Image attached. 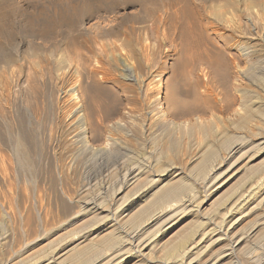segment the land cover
Here are the masks:
<instances>
[{
    "label": "rangeland",
    "instance_id": "1",
    "mask_svg": "<svg viewBox=\"0 0 264 264\" xmlns=\"http://www.w3.org/2000/svg\"><path fill=\"white\" fill-rule=\"evenodd\" d=\"M187 1L193 14L196 10L195 17L198 18L196 22L200 24L196 23L197 27L193 28L198 45L185 44L190 38L189 35L184 38L185 43L179 38L171 44L172 40L168 42L169 44L163 42L166 46L163 44L162 55L157 57V61L162 64L142 60L141 66L138 65L140 67L136 70L138 83L142 84V89L146 91H143L144 95L138 96L135 94L139 92L138 86L134 85L137 88L130 91L127 87L133 84L127 83L123 77L124 72L115 68L117 82L98 79L99 90L91 93L92 80L89 72L96 65L97 67L107 65L106 62L111 61L112 55L117 62L121 51L132 56L130 52L133 50L132 57H135L140 43H143L142 35L147 32L149 26L143 21L148 19L147 17L150 18L149 15H158L159 9H161L159 15H162L163 10L168 8L169 0H0V89L2 75H6L5 72L11 82L21 79L25 82L23 91L21 88H15L16 90L9 95L0 93V264H42L50 256L49 253L60 251V254H64L75 246L77 250L74 252L77 251L82 257L78 261L76 255L70 254L75 258L73 260L68 256L65 260L67 264L83 262L85 264L86 261L89 264H264V13L257 10L253 12L251 22L241 29L232 23H226L227 25L220 23L222 31L217 35L214 33L215 28L212 27L213 24L216 25V15L219 13L217 11L228 2L234 1L233 3L241 10L252 1L261 5L264 4V0ZM221 11L225 12L227 9ZM237 12L228 14V19L238 20L241 16ZM222 32L226 37L222 36ZM150 39L149 42L153 45V37ZM200 46L205 48L203 50H206V53L200 51ZM165 49L167 57L163 55ZM199 51L205 56L204 59L211 58L210 61L214 62L212 68L216 70L206 69L197 61H193L196 53L200 54ZM96 53L100 54L97 58ZM177 57L185 62H178V59L176 62ZM95 59L101 65L93 62ZM174 66L177 68L174 69ZM179 70L183 75H180ZM212 70L214 74L211 73ZM30 77L32 81L29 80ZM24 78H27L29 83ZM207 81H210L218 91L221 90L220 86L228 85L231 89L234 102L228 104L230 109L226 113L220 112L219 109L213 112L220 121L218 122L220 128L225 125L226 130L230 131L232 139L228 143L216 141L213 135L208 136V139L204 138L199 128L194 136H185L190 123L194 120L196 124L200 116L207 126H212L213 123H209L212 112L189 118L181 116L174 120L171 116L165 115L168 112L165 108L164 115L162 112L156 113L158 112L156 109L163 106L159 100L165 96V92L171 98L169 105L175 108L181 101H194L187 96H184L185 98L181 96L187 92L186 86L190 92V87L198 83L202 88ZM167 84H170L172 89L175 85L176 89L182 85L185 90L184 87L181 88V92L180 89H174L175 94L168 86L166 89L172 91L169 94V90L165 89ZM26 85H31L32 91L29 87L27 90ZM33 85L35 87L39 85L40 88ZM33 91L37 92L33 94ZM244 92L248 94L246 99L241 96ZM177 93L181 95L178 96ZM249 99L253 101V105L260 108L256 109L252 120H249L241 131L238 130V126L241 117L244 116L243 107ZM214 105L217 106L215 101ZM136 109L141 110L136 112L138 111ZM29 112L32 113V118L29 117ZM139 114L142 116L144 114L145 120ZM190 120L191 122L187 124L186 122ZM139 125H145L144 127H149V130L144 133L141 131L143 126L139 129ZM232 125L237 126L233 128ZM173 126L176 131L180 129L184 132L183 136L175 137L181 140L176 139L178 143L174 138L165 135L167 128L171 130ZM86 130L90 131L89 135L92 137L90 143L95 141L94 145L105 150L95 147L96 150L90 148L86 151L82 148L79 141ZM94 131L101 133L102 137ZM210 133L212 134L211 131ZM136 134L140 139L135 137ZM16 140L25 143L27 151L18 149ZM206 148L213 149L215 153L207 164L199 166V162L204 158L203 152L207 151ZM18 151H22L24 157ZM238 168L241 171L229 180L228 177ZM130 173L136 176L135 180L130 181ZM168 173L172 176L163 177L167 181L158 182L160 185L156 190L159 191L165 185L169 186L171 183L174 185L176 182L178 184L175 183L174 186L177 187L175 193L177 197L173 194L175 196L172 195L157 203L158 207L152 205L153 209L151 207L149 209L154 213L148 209L144 210L147 213H140L148 201L144 199L131 208L128 215L131 217L132 214L134 217H128L127 224L124 223L125 220L120 221L123 224L118 220L119 224L116 223L114 219L119 213L116 209L122 206L123 209L129 207L131 197L134 198L140 191L149 188L162 174ZM134 184L137 185L136 188L132 187ZM132 189H136L137 194ZM128 199L131 201L128 202ZM151 216L156 218V221L152 223L153 225L146 226ZM222 217L227 220L222 221ZM143 219L147 223L145 221L143 223ZM209 219L217 224L220 234L227 233L225 238L218 234L219 236H214L208 242L209 247L201 251L190 250L193 241L205 230L204 225L207 226ZM113 227H116V231L112 230ZM207 227L210 229L214 226L209 224ZM111 230L115 237L112 236ZM108 232L110 235L106 234ZM130 234L133 238L144 237V240L146 239L144 243L149 246L138 248L137 241L131 242ZM236 236H242L245 238L244 242L247 240L248 242H243L238 247L235 245ZM228 247L235 250L232 255L225 256L226 253H230ZM82 253H86V256ZM192 259L193 263L190 261Z\"/></svg>",
    "mask_w": 264,
    "mask_h": 264
},
{
    "label": "bare ground",
    "instance_id": "2",
    "mask_svg": "<svg viewBox=\"0 0 264 264\" xmlns=\"http://www.w3.org/2000/svg\"><path fill=\"white\" fill-rule=\"evenodd\" d=\"M183 1V3H181ZM236 1V0H235ZM240 1V0H239ZM198 2H199V0H198ZM234 1H231V2H228V4H226L225 6H221L220 8H219V10L217 11V12H219L217 15H216V25L215 26H213L212 25V27H214L215 28V31H214V33L215 34H217V33H220L222 30H220V29H222L221 27H219L220 25V23H222V25H224L223 23H225V25H227V24H230V23H232L235 27H237V28H242L243 26H248V23L249 22H251V20H252V17H254V13L256 12V10L257 11H261V12H263L264 13V4H261V5H258V3H256V2H253L252 1V3L250 4V5H248V6H246V7H244V8H242L241 10H239V7H237L236 5H235V3H233ZM237 3V2H236ZM190 5V3H189V1H187V0H169V5H168V8L167 9H165V10H163V14L162 15H159L160 14V11H161V9H159L160 11H159V14L158 15H154V16H151V15H149L150 16V18L149 17H147L148 19H146L145 21H143L144 22V24L146 23V25H147V23H148V28H147V32L146 33H144L143 35H142V38H141V41L143 42L142 44L140 43V47L138 48L139 49V51L137 52V54H136V52H135V57L137 58H135V57H132L133 56V50L130 52L131 54H132V56H130L128 53L127 54H125L124 53V51H123V53H122V51L121 52H119V57H118V61L116 62L115 61V56L114 55H112L111 53V55H112V57H111V61H108V62H106V64L107 65H102V66H99V65H101V64H99V62H97V59H95V61H93V62H96V64H99L98 66L99 67H97V65H96V67H94L90 72H89V74L91 75V80H92V85H91V93H95L97 90H99V80L98 79H102L103 81H106V82H117V76H116V74H115V72H114V68L115 69H120L119 71H121V72H124V75H123V77H124V79H126V81H128L127 83H131V84H133V85H131L130 87H127L128 89H130V91H132L131 89H133L134 91H135V87L136 86H138V88H139V92H135V94L136 95H142L143 94V91H145V90H143L142 89V84H140V83H138V75H137V73H136V70L138 69V65H140L141 66V61L143 60L144 62H146V61H151V62H155V63H157L158 65L159 64H162V63H159V61H157V57H160V54L162 53L161 52V50L163 49V47H164V45H165V43H163V42H169L170 40H172V42H170V44L171 43H173L175 40H177L178 38L182 41V42H184L185 43V40H184V38L187 36V35H189L190 36V38L186 41L187 43H185V44H189V45H192V46H196V45H198L197 43H196V39H195V35H194V30H193V28L195 29V27H197V24L196 23H198V22H196V19H198V18H196L195 17V11H194V14H193V12L189 9V6ZM191 5H192V2H191ZM220 5V4H219ZM247 5V4H246ZM156 6V5H155ZM192 7V6H191ZM194 7V6H193ZM217 7V6H216ZM219 7V6H218ZM200 8V7H199ZM227 9V11H225V12H223V11H221V10H223V9ZM193 9H195V8H193ZM216 9V8H215ZM218 9V8H217ZM216 9V10H217ZM158 10V9H157ZM199 11H201V10H199ZM215 11V10H214ZM235 11V12H234ZM238 11V12H237ZM154 12V11H153ZM156 12H158V11H156ZM156 12H155V14H156ZM216 12V11H215ZM239 13V15L241 16V17H239V19L238 20H236V21H233V18L232 19H228V14H231V13ZM254 12V13H253ZM149 13V12H148ZM197 13V12H196ZM145 14H146V12H145ZM198 14V13H197ZM196 14V15H197ZM200 14V13H199ZM203 14V13H202ZM147 15V14H146ZM209 15V14H208ZM198 16V15H197ZM200 16H201V14H200ZM203 16V15H202ZM233 16V15H232ZM199 17V16H198ZM209 18V17H208ZM211 18H213V17H211ZM145 19V18H144ZM204 20H205V18H203ZM202 19V20H203ZM207 19V18H206ZM213 19V21H215ZM142 20V19H141ZM212 20V19H211ZM200 22H202V21H200ZM242 22H243V25H242ZM203 23V22H202ZM201 23V24H202ZM215 23V22H214ZM227 23V24H226ZM199 24V23H198ZM204 24V23H203ZM205 24H206V22H205ZM204 24V25H205ZM211 24H212V22H211ZM200 25V24H199ZM234 26H233V28H234ZM207 27V26H206ZM209 28H211L210 26H209ZM207 29V28H206ZM143 30V29H142ZM146 30V29H145ZM198 30H200L199 28H198ZM201 30H202V28H201ZM210 30H212V29H210ZM144 31V30H143ZM197 31V30H196ZM213 32V31H212ZM223 33V32H222ZM198 34V33H197ZM218 35V34H217ZM201 36H203L202 34H201ZM222 36H225V33H223V35ZM153 37V39H154V42H153V45H152V43L150 44V38H152ZM226 37V36H225ZM201 38V37H200ZM199 38V39H200ZM96 39V38H95ZM174 39V40H173ZM203 39V38H202ZM150 41V42H149ZM180 41V42H181ZM199 41V40H198ZM200 41H201V39H200ZM128 42V41H127ZM96 43H98V42H96ZM95 43V44H96ZM177 44H178V42H176ZM200 43V42H199ZM132 44V43H131ZM164 44V45H163ZM169 44V43H168ZM94 45V44H93ZM98 45V44H97ZM128 45V44H127ZM172 45H174V44H172ZM179 45V44H178ZM114 46V45H113ZM130 46V45H129ZM166 46V45H165ZM203 46V45H202ZM202 46H200L199 48H201L200 49V51L202 50V52L204 53V51H205V53H206V50H203V49H205V48H203ZM95 47H96V45H95ZM95 47H94V49H95ZM134 47V46H133ZM176 47H177V45H176ZM180 47V46H179ZM183 47V46H182ZM113 48V47H112ZM132 48V47H131ZM178 48V47H177ZM176 48V49H177ZM199 48H198V50H199ZM97 49H99V48H97ZM100 49H102V48H100ZM99 49V50H100ZM170 49V48H169ZM180 50H182L183 48H179ZM189 49H191V48H189ZM104 50V49H103ZM116 50H117V48H116ZM119 50V49H118ZM124 50V49H123ZM164 50V49H163ZM196 50V49H195ZM195 50H193V51H195ZM232 50V49H231ZM247 50V49H246ZM109 51V50H108ZM120 51V50H119ZM126 51V50H125ZM183 51V50H182ZM186 51V50H185ZM200 51H199V53H200ZM98 52V51H97ZM100 52V51H99ZM101 52H102V50H101ZM111 52V51H110ZM118 52V51H117ZM169 52V51H168ZM181 52V51H180ZM189 52V51H188ZM201 52V53H202ZM94 53H95V51H94ZM195 53V52H194ZM193 53V54H194ZM201 53L200 54H197L196 53V56H195V58L193 59V61H197L198 62V64L200 63L201 64V66L203 67V66H205V68L206 69H213V70H216V69H214V68H212V66H213V63H212V61H210V59H208V60H206V59H204V57L201 55ZM239 53V52H238ZM170 54V53H169ZM183 54V53H182ZM102 55V54H101ZM106 55V54H105ZM108 55V54H107ZM162 55V54H161ZM163 55H165V57H167V49H165V51H164V54ZM187 55H189V54H187ZM186 55V56H187ZM190 55H191V53H190ZM190 55H189V58H190ZM208 55V54H207ZM100 56V54L99 53H96V58L97 57H99ZM183 56V55H182ZM193 56V55H192ZM140 57V58H139ZM151 57H152V59H151ZM179 57V56H178ZM178 57L176 58V62H177V59H178ZM180 57H181V55H180ZM179 57V58H180ZM207 57H209V56H207ZM223 57V56H222ZM110 58V57H109ZM108 58V59H109ZM162 58H164V56L162 57ZM182 58V57H181ZM184 58V57H183ZM219 58H221V57H219ZM240 58V57H239ZM103 59V58H102ZM129 59H131L130 60V62H129ZM133 59H135V61H133ZM161 59V58H160ZM159 59V60H160ZM191 59H192V57H191ZM100 60V59H99ZM105 60V59H104ZM181 60V59H180ZM179 59H178V62H181V63H183V61L181 60L180 61ZM220 60V59H219ZM106 61V60H105ZM115 61V62H114ZM161 61H163L162 59H161ZM192 61V62H193ZM223 61V60H222ZM41 62V61H40ZM102 62V61H101ZM111 62V63H110ZM185 62V61H184ZM238 62V61H237ZM143 63V62H142ZM187 63V62H186ZM112 64V65H111ZM218 64H220V62L218 63ZM8 65V64H7ZM38 65H39V63H38ZM145 65V64H144ZM156 65V64H155ZM175 66H176V64H174ZM192 65V64H191ZM235 65V64H234ZM237 65V64H236ZM40 66V65H39ZM46 66V65H45ZM146 66V65H145ZM151 66V65H150ZM149 66V67H150ZM153 66V65H152ZM174 66V69L175 68H177V67H175ZM180 66V65H179ZM184 67H185V65H183ZM160 68H162L161 66H159ZM189 67V66H188ZM2 68H5V67H2ZM40 68L42 69V67L40 66ZM44 68V67H43ZM73 68V67H72ZM140 68V67H139ZM151 69V68H150ZM155 69H158V67L156 68L155 67ZM196 69V68H195ZM3 70V69H2ZM160 70V69H159ZM186 70H187V68H186ZM186 70H185V72H186ZM189 70V69H188ZM187 70V71H188ZM190 70H191V68H190ZM200 70V69H199ZM202 70V69H201ZM212 70V74H214V71ZM40 71V70H39ZM38 71V72H39ZM69 71V70H68ZM154 71V70H153ZM152 71V72H153ZM158 71V70H157ZM180 71V70H179ZM206 71H209V70H206ZM2 72H4V71H2ZM70 72V71H69ZM68 72V73H69ZM139 72V71H138ZM172 72H174V71H172ZM178 72V71H177ZM176 71H175V73H177ZM40 73V72H39ZM165 73V72H164ZM179 73V72H178ZM180 73H181V71H180ZM206 73V72H205ZM209 72H207V74H208ZM3 74V73H2ZM4 74H6V75H2V79H1V92L0 93H3L4 95H9L11 92L13 93V91H14V89L15 88H21L22 89V87H23V84L25 83L22 79L21 80H16L15 82H11V79L7 76V73L5 72ZM35 74V73H34ZM58 74H60V73H58ZM71 74V73H70ZM29 75V74H28ZM42 75V74H41ZM60 75H62V74H60ZM145 75V74H144ZM146 75H148V74H146ZM180 75H183L182 73L180 74ZM175 76V75H174ZM173 76V77H174ZM207 76V75H206ZM222 76V75H221ZM224 77H225V75H223ZM1 77V76H0ZM28 77V76H27ZM41 77V76H40ZM63 77V76H62ZM66 77V76H65ZM119 77V76H118ZM143 77V76H142ZM209 77V76H208ZM227 77V76H226ZM22 78V77H21ZM31 78V77H30ZM60 78V77H59ZM176 78V77H175ZM174 78V79H175ZM206 78V77H205ZM16 79V78H15ZM25 79V78H24ZM27 79V78H26ZM25 79V80H26ZM81 79V78H80ZM88 79H89V77H88ZM181 79V78H180ZM208 79V78H207ZM217 79H218V77H217ZM220 79V78H219ZM14 80V79H13ZM29 80H31L32 81V78L31 79H29ZM28 79L26 80L27 82L29 81ZM41 80V79H40ZM223 79H221V81H222ZM226 80H227V78H226ZM63 81V80H62ZM141 81V80H140ZM162 81V80H161ZM171 81V80H170ZM175 81H178V80H176L175 79ZM212 81V80H211ZM143 82V81H142ZM169 82V81H168ZM174 82V81H173ZM173 82H171L170 84H171V86H172V83ZM29 83V82H28ZM91 83V82H90ZM27 84V83H26ZM75 84V83H74ZM81 84V83H80ZM88 84V83H87ZM113 84V83H112ZM170 84H167L166 86L167 87H165V89L166 88H168V86L170 85ZM219 84H220V82H219ZM29 85V84H28ZM31 85H32V83H31ZM31 85L30 86H27L26 88H27V90H28V87H29V90L30 91H32L31 89H30V87H31ZM35 85V84H34ZM33 85V86H34ZM89 85V84H88ZM134 85H136L135 87H134ZM161 85V84H160ZM175 85V84H174ZM180 85V84H179ZM192 85H194V84H192ZM39 86V85H38ZM37 85H36V87H38ZM75 86V85H74ZM81 86V85H80ZM83 86H84V84H83ZM105 86V85H104ZM124 86V85H123ZM122 86V87H123ZM127 86V85H126ZM125 86V87H126ZM129 86V85H128ZM171 86H169V88H171ZM176 86V85H175ZM175 86H174V89H176L175 88ZM191 86V85H190ZM220 86V85H219ZM35 87V86H34ZM35 87V88H36ZM78 87V86H77ZM85 87H86V85H85ZM161 87V86H160ZM159 87V88H160ZM173 87V86H172ZM182 87H184V86H182L181 85V88ZM25 88V87H24ZM39 88H40V86H39ZM79 89H80V87H78ZM88 88V87H87ZM103 88V87H102ZM126 88V89H127ZM137 88V87H136ZM181 88H177L178 90L180 89V91L179 92H181ZM220 88H221V90L220 91H218V89H215V87L213 86V84L210 82V81H207L203 86H202V88L200 87V85L197 83V84H195V86L193 87H190L189 88V91L190 92H188V87L186 86V93H185V95H181V96H187V97H189V98H191L192 100H194V101H181L180 102V105L179 104H175V105H179V106H177V107H175V108H172L171 107V105H169V103H170V97H169V95H167V92H165L166 94H164L165 96H163V98H161V100H159V102L161 103L162 102V105L164 106H162V107H160L159 109L157 108L156 110H158V112L156 111V113H161L162 112V114H163V109L165 108V109H167L168 110V112L165 114L166 116H171L172 118H173V120L174 119H176V118H180L181 116L182 117H184V116H186V117H193V116H195V115H199V114H210V112H212L211 113V117H210V119H209V123H213V125H215V126H207L206 124H205V121H202L201 120V116L200 117H198L199 119V121L197 120V123L195 124V121L193 120V123L191 122V120L190 121H188V122H186L187 124L189 123V122H191L190 123V125H189V129H188V131L186 132V135L185 136H189V137H192V135L194 136V133L196 132V130H197V128H199L201 131H202V136L204 137V138H207L208 139V136L210 137L211 135H213V137H215V139H216V141H218L219 142V140H221V141H223L222 143H228L229 141H231V139H232V137H231V134H230V131H229V129H227L226 130V128H225V125H224V127H222V128H224L225 129V131H224V129H222V128H220V124L218 125V122H220V121H218V119H217V117H216V115H214V110L215 109H219V111L220 112H223V113H226V111H228L230 108H229V105L228 104H230L231 102H234V98L232 97V93H231V89L228 87V85L227 86H225V87H222V86H220ZM34 89V88H33ZM41 89H43V87L41 88ZM61 89V88H60ZM79 89H77V90H79ZM149 89V88H148ZM162 88H160V90H161ZM172 89V88H171ZM174 89H172V91L174 90ZM176 89V90H177ZM191 89V90H190ZM199 89L201 90L202 89V91H199ZM16 90V89H15ZM24 89H22V91H23ZM137 90V89H136ZM152 90V89H151ZM156 90V89H155ZM166 90H169L168 91V93L169 92H172V91H170V89H166ZM176 90L175 91H173L175 94H176ZM184 90H185V87H184ZM38 91V90H37ZM36 91V92H37ZM158 91V90H157ZM17 92H18V90H17ZM28 92V91H27ZM34 92V91H33ZM36 92H34L33 94H35ZM64 92V91H63ZM81 92H82V90H81ZM146 92V91H145ZM161 92V91H160ZM185 92V91H184ZM21 93V92H20ZM23 93V92H22ZM40 93V92H39ZM66 93V92H65ZM75 93V92H74ZM87 93V92H86ZM85 93V94H86ZM104 93H106V91L104 92ZM114 93V92H113ZM156 93V92H155ZM173 93V94H174ZM191 93V94H190ZM30 94V93H29ZM32 94V93H31ZM73 94V93H72ZM89 94V93H88ZM170 94V93H169ZM173 94H172V96H173ZM178 94V96H180L179 95V93H177ZM184 94V93H183ZM144 95V94H143ZM146 95H148V94H146ZM2 96V95H1ZM64 96H65V94H64ZM73 96V95H72ZM79 96V95H78ZM78 96H77V98H78ZM81 96V95H80ZM91 96H93V95H91ZM149 96V95H148ZM177 96V95H176ZM241 96H242V98H244V99H246V98H248V94L247 93H242L241 94ZM82 97V96H81ZM84 97V96H83ZM136 97V96H135ZM173 97H175V95L173 96ZM186 97V98H187ZM93 98H95V97H93ZM132 98V97H131ZM185 98V97H184ZM217 98H219V99H217ZM140 99V98H139ZM174 99V98H173ZM188 99V98H187ZM212 99H214V101H215V103L217 104V106H215L214 105V101H212ZM70 100V99H69ZM74 100V99H73ZM6 101V100H5ZM75 101V100H74ZM131 101V100H130ZM134 101V100H133ZM136 101V100H135ZM164 101V102H163ZM172 101V100H171ZM219 101H220V103H219ZM70 102V101H69ZM84 102V101H83ZM82 102V103H83ZM103 102V101H102ZM174 102V101H173ZM252 102V103H251ZM172 103V102H171ZM174 103H176V102H174ZM178 103V102H177ZM23 104V103H22ZM71 104V103H70ZM70 104L68 105L69 107H70ZM74 104V103H73ZM133 105V104H132ZM68 106H67V108H68ZM64 107V106H63ZM72 107V106H71ZM84 107V106H83ZM86 107V106H85ZM94 107H96V106H94ZM258 107L259 106H256V105H253V101H251V99H249V101H247L246 103H245V105H244V107H243V110H244V116H242L241 118V122H240V125L238 126V130L240 129L241 131H242V129L243 128H245V125L249 122V120H252V118H253V116H254V114H255V112H256V109H258ZM65 108V107H64ZM63 108V109H64ZM98 108H99V105H98ZM111 108V107H110ZM135 108V107H134ZM260 108V107H259ZM29 109V108H28ZM37 109V108H36ZM74 109V108H73ZM87 109V108H86ZM6 110V109H5ZM26 110H27V108H26ZM39 110V109H38ZM85 110V109H84ZM90 110V109H89ZM130 110L132 111V109L130 108ZM136 110H138V111H136V112H139L140 110L139 109H136ZM32 111V110H31ZM30 111V112H31ZM70 112H71V110H69ZM110 111H111V109H110ZM109 111V112H110ZM113 111V110H112ZM27 112V111H26ZM25 112V113H26ZM29 112V117H31L32 118V113H30ZM62 112H63V110H62ZM67 112V111H66ZM73 112V111H72ZM77 112V111H76ZM142 112H143V110H142ZM88 113H89V111H88ZM92 113V112H91ZM141 113V112H140ZM156 113H155V115H156ZM165 113V112H164ZM216 113V112H215ZM243 113V112H242ZM241 113V114H242ZM261 113V112H260ZM19 114V113H18ZM71 114V113H70ZM74 114V113H73ZM111 114V113H110ZM222 114V113H221ZM87 115V114H86ZM90 115V114H89ZM140 115V114H139ZM154 115V114H153ZM160 115V114H159ZM159 115H157V116H159ZM164 115V114H163ZM240 115V114H239ZM20 116V115H19ZM24 116V115H23ZM33 116H35L34 114H33ZM78 116V115H77ZM85 116V115H84ZM88 116V115H87ZM140 116H142V115H140ZM143 116H144V114H143ZM142 116V117H143ZM156 116V117H157ZM165 116V117H166ZM209 116V115H208ZM60 117V116H59ZM86 117V116H85ZM155 117V118H156ZM161 117H163V116H161ZM207 117V116H206ZM223 117V116H222ZM31 118H30V121H31ZM39 118V117H38ZM67 118V117H66ZM144 118V120H145V117H143ZM221 118V117H220ZM80 119V121L82 120L81 118H79ZM79 119L77 120V121H79ZM156 119H159V118H156ZM156 119H155V122H156V124H157V121H156ZM161 119V118H160ZM35 120V119H34ZM149 120H151V118L149 119ZM29 121V120H28ZM76 121V122H77ZM83 121H84V119H83ZM85 121H87L88 122V120H85ZM180 121V120H179ZM202 121V122H201ZM35 122H36V120H35ZM37 122H39L38 120H37ZM154 122V120H152V126H154V124L155 123H153ZM169 122V121H168ZM221 122H222V120H221ZM71 123V122H70ZM79 123V122H78ZM89 123V122H88ZM151 123V122H150ZM177 123H178V121H177ZM186 123H184V124H186ZM37 124V123H36ZM85 124H87V123H85ZM90 124V123H89ZM159 124V123H158ZM187 124H186V126H187ZM208 124V123H207ZM33 125V124H32ZM88 125V124H87ZM168 125V124H167ZM174 125L176 126V123H174ZM206 125V126H205ZM84 126V125H83ZM90 126V125H89ZM143 126V125H142ZM142 126H140L139 125V129H140V127H142ZM145 126V125H144ZM142 127V129H141V131H143L144 133H146V131H147V129L149 128V127ZM149 126H150V124H149ZM157 126V125H156ZM160 126V125H159ZM162 126H164V125H162ZM161 126V128H163ZM237 125H232V127L234 128V127H236ZM86 127V126H85ZM151 127V126H150ZM171 127V126H170ZM207 127H209V128H207ZM28 128H29V126H28ZM87 128V127H86ZM164 128H165V126H164ZM179 128V127H178ZM177 128V129H178ZM109 129V128H108ZM121 129V128H120ZM173 129H174V126H173ZM172 128H171V130H170V128H167V130L165 131V135H167V136H169L171 139H175V141L178 143V141L177 140H179V141H181L180 139H178L180 136H183V134H184V132H182L180 129L179 130H177L176 131V129H174L173 130ZM30 130V129H29ZM93 130V129H92ZM97 130V129H96ZM136 130V129H135ZM149 130V129H148ZM101 130H99V132H100ZM111 131V130H110ZM210 131L212 132V134L210 133ZM232 131V130H231ZM244 131V130H243ZM90 132V131H89ZM89 132L86 130V131H84V133H83V137H81L80 138V141H79V143L83 146H81L83 149H85L86 151H88V150H90V148L91 149H95V147H98L97 145H94L95 143V141H93V143H90V135H89ZM94 132H96V131H94ZM94 132L92 133V134H94ZM97 132H98V130H97ZM96 132V134L98 135L99 133H97ZM18 133V132H17ZM129 133H132V132H130L129 131ZM140 134H141V132H139ZM148 133H149V131H148ZM156 133V132H155ZM91 134V133H90ZM95 134V135H96ZM133 134H134V132H133ZM139 134V135H140ZM81 135V134H80ZM101 135V133L98 135V136H100ZM105 135V134H104ZM110 135V134H109ZM131 135V134H130ZM137 136H138V134H136ZM144 135V134H143ZM93 136V135H92ZM132 136V135H131ZM137 136H135L136 138H139V136L137 137ZM147 136V135H146ZM145 136V137H146ZM157 136V135H156ZM100 137H102V136H100ZM127 137V136H126ZM141 137H143V136H141ZM165 137V136H164ZM175 137H178V138H175ZM235 137V136H234ZM237 137V136H236ZM261 137V136H260ZM92 138V137H91ZM166 138V137H165ZM198 138V137H197ZM201 138V137H200ZM263 138V137H262ZM18 139V138H17ZM108 139V138H107ZM140 139V138H139ZM177 139V140H176ZM97 140H99V138L97 139ZM157 140V139H156ZM183 140V139H182ZM17 142V148L18 149H20V150H22V151H27V149H26V144L25 143H23L21 140H16ZM39 141V140H38ZM107 141V140H106ZM172 141H174V140H172ZM204 141V140H203ZM212 141V140H211ZM151 142V141H150ZM176 142H174V143H176ZM209 142H210V140H209ZM15 143V142H14ZM181 143V142H180ZM212 143V142H211ZM206 144H208V143H206ZM219 144V143H218ZM221 144V143H220ZM39 145V144H38ZM215 145V144H214ZM241 145H243V144H241ZM14 146V145H13ZM210 146V145H209ZM208 146V147H209ZM212 146V145H211ZM233 146V145H232ZM235 146V145H234ZM233 146V147H234ZM39 147V146H38ZM99 147H101V146H99ZM96 148V149H100V148ZM219 147H221V145L219 146ZM226 147V146H225ZM228 147V146H227ZM264 147V146H263ZM262 147V148H263ZM14 148H15V146H14ZM205 148V147H204ZM213 148V147H212ZM95 149V150H96ZM101 149H103V147L101 148ZM100 149V150H101ZM172 149H173V147H172ZM174 149H175V147H174ZM207 149V148H206ZM209 149V148H208ZM207 149V151L206 152H203L204 153V158L199 162V166H204L205 164H207V162H208V160L210 161L211 159V157L214 155V153H215V151L213 150V149H209L208 150ZM235 149V148H234ZM234 149H232V151L234 150ZM239 149V148H238ZM237 149V150H238ZM80 150H82V149H80ZM103 150H105V149H103ZM102 150V151H103ZM236 150V151H237ZM16 151H17V149H16ZM21 151V152H22ZM39 151V150H38ZM85 151V152H86ZM99 151V150H98ZM132 151V150H131ZM173 151V150H172ZM21 152H19L18 151V153H21ZM94 152H96V151H94ZM18 153H17V155H18ZM22 154V153H21ZM24 154H25V152H24ZM20 155V154H19ZM23 155V154H22ZM161 156V155H160ZM23 157H24V155H23ZM23 157H22V159H23ZM125 158V157H124ZM16 159H18L17 157H16ZM21 159V160H22ZM213 161V160H212ZM30 163V162H29ZM140 165V164H139ZM132 168H133V166H132ZM131 168V169H132ZM181 168V167H180ZM193 168V167H192ZM136 169H138V168H136ZM135 169V170H136ZM203 169V168H202ZM213 169H215V168H213ZM8 170V169H7ZM192 170V169H191ZM127 171V170H126ZM133 171V170H132ZM131 171V172H132ZM241 170H240V168H238V169H236L235 170V172L234 173H232L229 177H228V179L230 180L231 178H233L234 176H236L239 172H240ZM246 171V170H245ZM138 172H140V171H138ZM142 172V171H141ZM168 172V171H167ZM199 172V171H198ZM163 173V172H162ZM170 173V172H169ZM167 174V175H163L162 174V176H160V178L157 180V181H154L153 182V184L149 187V188H147L146 190H143L142 192L140 191V190H138V194H137V192H136V189L134 190V189H132L133 190V192H136V196L134 197V198H132L131 197V199H132V202L130 203L131 205L129 206V207H126V208H122V207H120V209H121V211H119L120 209H116V212L118 211L119 213L117 214V216L114 214V216H116V218L114 219L115 221H116V223H118L119 224V222L121 221V220H125V222L124 223H126L127 224V222H128V220L126 221V219L129 217V211L131 210V208L133 207V206H135V205H137L138 204V202H143V200L144 199H148V201H147V204L146 203H144V204H146L143 208H141V210H140V213H147V211H144V210H146V209H148V211L150 210L149 208L152 206V205H156L157 203H159V202H161L162 200H164L165 198H168V197H171L173 194H175L176 192H177V187L176 186H174L175 185V183L176 182H174V185H172V183H171V185H165L164 187H162L159 191H157L156 189H157V187H158V185H160V184H158V182H163V181H167V179H164L163 177H165V176H168V177H171L172 176V174L170 175V174ZM245 173V172H244ZM127 174V173H126ZM139 174V173H138ZM141 174V173H140ZM139 174V175H140ZM174 174V173H173ZM142 175V174H141ZM152 176V175H151ZM225 176V175H224ZM129 177H130V181H132V180H135V178H136V176L135 175H133V173H130L129 174ZM174 177V176H173ZM221 178V177H220ZM126 179V178H125ZM171 179V178H170ZM140 180V179H139ZM150 180V179H149ZM128 181V180H127ZM151 181V180H150ZM149 181V182H150ZM135 182V181H134ZM133 182V183H134ZM145 182V181H144ZM148 183V182H147ZM214 183V182H213ZM151 184V183H150ZM166 184H168V183H166ZM176 184H178V183H176ZM132 185V184H131ZM135 185L136 184H134V186H132V187H135ZM145 185H146V182H145ZM127 186V185H126ZM137 186V185H136ZM167 186V187H166ZM181 185L179 184V187H180ZM136 188V187H135ZM252 189H253V187H252ZM121 190V189H120ZM130 190H131V188H130ZM156 190V191H155ZM249 190V189H248ZM122 191V190H121ZM120 191V192H121ZM119 192V191H118ZM123 192V191H122ZM121 192V193H122ZM256 191H254V193H255ZM241 193V192H240ZM251 193V192H250ZM178 194V193H177ZM243 194V193H242ZM249 194V193H248ZM252 194V193H251ZM256 194V193H255ZM130 195V194H129ZM132 195V194H131ZM134 195V194H133ZM176 195V194H175ZM175 195H173V196H175ZM246 195V194H245ZM178 195H176V197H177ZM248 196H251V195H248ZM149 197V198H148ZM176 197H174V198H176ZM183 197V196H182ZM93 198V197H92ZM174 198H171V199H173L174 200ZM131 199L129 200L128 199V202L129 201H131ZM183 199V198H182ZM86 201V200H85ZM88 201V200H87ZM126 201V200H125ZM84 202V201H83ZM101 202V201H100ZM177 202H179V201H177ZM239 202V201H238ZM244 203V201H241V203ZM251 202V201H250ZM87 203H89V202H87ZM172 203V202H171ZM91 204V203H90ZM236 204V203H235ZM238 204V203H237ZM85 205V204H84ZM121 205V204H120ZM245 206H246V204H244ZM95 206V205H94ZM104 206V205H103ZM109 206V205H108ZM157 206V205H156ZM156 206H155V208H156ZM93 207V206H92ZM142 207V206H141ZM154 207V206H153ZM158 207V206H157ZM97 208V207H96ZM100 208V207H99ZM102 208V207H101ZM100 208V209H101ZM106 208V207H105ZM243 208L244 207H242V210H243ZM151 209H153L152 207H151ZM241 209V208H240ZM239 209V210H240ZM82 210V209H81ZM85 210V209H84ZM104 210V209H103ZM115 210V209H114ZM238 210V211H239ZM255 210V209H254ZM138 212V211H137ZM150 212H151V210H150ZM149 212V213H150ZM202 212V211H201ZM206 212V211H205ZM232 212V211H231ZM112 213V212H111ZM115 213V212H114ZM134 213H135V211H134ZM151 213H154V212H151ZM162 213V212H161ZM163 214V213H162ZM233 214V213H232ZM112 216H113V213L111 214ZM140 216H141V214H139ZM131 217H134V216H132V214L130 215ZM135 216H136V214H135ZM157 216V215H156ZM163 216V215H162ZM207 216V215H206ZM223 216V215H222ZM131 217H129V218H131ZM158 217H159V215H158ZM211 217V216H210ZM210 217H208V218H210ZM214 218H215V216H213ZM110 218H111V216H110ZM151 219H149V221H148V223L145 221V219H143V223H144V221H145V223H147V224H145L146 226H148V225H150V224H152L154 221H156L155 219L156 218H152V216L150 217ZM205 218V217H204ZM203 218V219H204ZM94 219V218H93ZM97 219V218H96ZM135 219V218H134ZM134 219H133V221H134ZM148 219V218H147ZM160 219V218H159ZM223 219V217L221 218V220ZM226 218L224 217V219L223 220H225ZM264 219V218H263ZM98 220V219H97ZM113 220V219H112ZM119 222H118V221ZM136 220V219H135ZM142 220V219H141ZM140 220V221H141ZM212 220H213V218H212ZM211 219H209L208 220V222H207V226L210 224L211 226L213 225L214 227H212V228H210V229H208L209 227H207L206 225H204L205 227H207V228H203V229H205L202 233H201V235H199L198 236V238H196L195 239V241H193V243L191 244V248H190V250H197V251H201L202 249H204V248H206L207 246L209 247V245H208V242L209 241H211V239L214 237V236H217L218 234H220V229H218L217 228V224H215V222L213 223V221H212ZM216 220V219H215ZM222 220V221H223ZM227 220V219H226ZM130 221L132 222V220L130 219ZM261 221V220H260ZM264 221V220H263ZM130 222V223H131ZM129 223V224H130ZM141 223H142V221H141ZM216 223H217V221H216ZM111 224H112V222H111ZM120 224H123L122 222H120ZM156 224V223H155ZM223 224H224V222H223ZM227 224V223H226ZM258 224V223H257ZM115 225V224H114ZM114 225H112V226H114ZM143 225V224H142ZM145 225H144V227H145ZM153 225V224H152ZM232 225V224H231ZM234 225V224H233ZM232 225V226H233ZM118 226H120V225H118ZM117 226V227H118ZM131 226V225H130ZM220 226V225H219ZM218 226V227H219ZM226 226V225H225ZM77 227V226H76ZM87 227V226H86ZM108 227H110V225L108 226ZM132 227H134V226H132ZM131 227V228H132ZM137 227V226H136ZM138 227H139V225H138ZM144 227H142V228H144ZM230 227V226H229ZM258 227V226H257ZM82 228V227H81ZM114 228V227H113ZM116 228V227H115ZM115 228L114 229H112V230H115ZM121 228H122V226H121ZM121 228H119V230L121 229ZM157 229H158V227H156ZM155 228V229H156ZM256 228V227H255ZM88 229V228H87ZM104 229V228H103ZM118 229V228H117ZM123 229H125V228H123ZM122 229V230H123ZM128 229V228H127ZM140 229V228H139ZM145 229V228H144ZM144 229H142V231L144 230ZM253 229V228H252ZM106 230V229H105ZM110 231V232H112V236H114L113 234V231ZM85 231V230H84ZM116 231V230H115ZM201 231H202V229H201ZM230 231V230H229ZM255 231V230H254ZM83 232V231H82ZM110 232H108V233H106L107 235L109 234L110 235ZM123 232L125 233V231L123 230ZM140 232V231H139ZM153 232V231H152ZM223 232V231H222ZM232 232V231H231ZM251 232V231H250ZM99 233V232H98ZM117 233V232H116ZM159 233V232H158ZM83 234V233H82ZM119 234V233H118ZM129 234V233H128ZM134 234V233H133ZM137 234V233H136ZM140 234H142V233H140ZM174 234V233H173ZM227 233L225 232V234L223 235V234H220V235H223V237L226 235ZM229 234V233H228ZM243 234V233H242ZM81 235V234H80ZM99 235V234H98ZM105 235V234H104ZM107 235H105V236H107ZM131 235V234H130ZM158 235V234H157ZM237 235V234H236ZM119 236V235H118ZM133 236H135V235H133ZM138 236V235H137ZM149 236H151V235H149ZM219 236V235H218ZM233 236V235H232ZM231 236V237H232ZM240 236V235H239ZM248 236V235H247ZM86 237V236H85ZM115 237V236H114ZM121 237V236H120ZM131 237H132V235H131ZM139 237V236H138ZM131 238V242H134V241H137L138 242V244H137V246H138V248L140 247H143V248H147L149 245H147V244H145L144 243V241L146 240H144V237H143V239H140V238ZM141 237V236H140ZM196 237V236H195ZM223 237H220L221 239L223 238ZM227 237V236H226ZM235 237V236H234ZM237 237V236H236ZM243 237H244V234H243ZM246 237V236H245ZM104 238V237H103ZM107 238H108V236H107ZM106 238V239H107ZM124 238H125V236H124ZM128 238H129V236H128ZM127 238V239H128ZM186 238H188V237H186ZM219 238V237H218ZM217 238V239H218ZM225 238V237H224ZM233 238V237H232ZM248 238V237H247ZM254 238H256V237H254ZM112 239V238H111ZM126 239V240H127ZM140 239V240H139ZM217 239L215 240L216 242H217ZM228 239H229V237H228ZM244 239L245 238H242V236L241 237H237L236 239H235V245L236 246H238L239 247V245H241L243 242H244ZM81 240V239H80ZM225 240V239H224ZM231 239H229V241H230ZM114 241V240H113ZM125 241V240H124ZM128 241H130L129 239H128ZM214 241V242H215ZM222 241V240H221ZM234 241V240H233ZM123 242V241H122ZM146 242V241H145ZM246 242V241H245ZM244 242V243H245ZM247 242H248V240H247ZM246 242V243H247ZM249 242H250V239H249ZM252 242V241H251ZM83 243V242H82ZM86 243V242H85ZM87 243H89V242H87ZM116 243V242H115ZM126 243H127V241H126ZM130 243V242H129ZM184 243V242H183ZM189 243V242H188ZM191 243V242H190ZM185 244V243H184ZM183 244V245H184ZM179 245V244H178ZM190 245V244H189ZM212 245V244H211ZM231 245H233V244H231ZM66 246V245H65ZM81 246V245H80ZM80 246H78V247H80ZM85 246H86V244H85ZM89 246V245H88ZM133 246V245H132ZM68 247V246H67ZM70 247V246H69ZM76 247V246H75ZM75 247H72V248H70L68 251H65L64 252V254H60V251H55V252H53V253H49V257H48V259H46V260H44L43 262H46V264H53V263H56V262H58L57 264H67L66 263V261L65 260H67V257L68 256H70V257H72L73 255H76V259H78V261H80L79 260V258L80 257H82L81 255H80V253H78L77 251V253L76 252H74L75 250H77ZM87 247V246H86ZM85 247V248H86ZM117 247V246H116ZM184 247V246H183ZM226 247V246H225ZM229 247H230V244H229ZM228 247V248H229ZM82 248V246L80 247V249ZM84 248V247H83ZM84 248V249H85ZM115 248V247H114ZM233 248H234V246H233ZM65 249V248H64ZM79 249V248H78ZM83 249V250H84ZM89 249H90V247H89ZM93 249V248H92ZM175 249V248H174ZM188 249V248H187ZM241 249H242V247H241ZM54 250H57V249H54ZM53 250V251H54ZM66 250H67V248H66ZM208 250V249H207ZM217 250H219V249H217ZM234 250L235 249H231V248H229V250H228V252H230V253H226L225 254V256H228V255H232L233 254V252H234ZM239 250V249H238ZM78 251H80L81 252V250H78ZM51 252V251H50ZM76 253V254H74V253ZM84 252V251H83ZM102 252V251H101ZM188 252H189V250H188ZM223 252V251H222ZM236 252V251H235ZM86 253H88V252H86ZM86 253L84 254V253H82V255L84 254L85 256H86ZM90 253H91V249H90ZM98 253V252H97ZM116 253V252H115ZM193 253V252H192ZM195 253H196V251H195ZM195 253H194V255H195ZM199 253V252H198ZM237 253V252H236ZM70 254H73L72 256L70 255ZM197 254V253H196ZM202 254V253H201ZM200 254V255H201ZM235 254V253H234ZM83 255V256H84ZM93 255V254H92ZM95 255V254H94ZM192 255V254H191ZM96 256H98V254L96 255ZM193 256V255H192ZM221 256V255H220ZM64 257V258H63ZM89 257V256H88ZM88 257H87V259H88ZM46 258H47V256H46ZM73 258V257H72ZM75 258V257H74ZM74 258H73V260H74ZM86 258V257H85ZM110 258V257H109ZM86 259V260H87ZM187 259V258H186ZM223 259V258H222ZM72 260V259H71ZM85 260V261H86ZM89 260V259H88ZM92 260V259H91ZM147 260V259H146ZM202 260V259H201ZM77 261V260H76ZM83 261V260H82ZM97 261H99L98 259H97ZM190 261H192V263H193V259L192 260H190ZM189 261V262H190ZM196 261H197V259H196ZM43 262H42V264H43ZM73 262V261H72ZM75 262V261H74ZM88 264H89V262L88 261H86ZM85 262V264H87ZM195 262V261H194ZM212 262V261H211ZM98 263V262H97ZM183 263V262H182ZM215 263V262H214ZM218 263V262H217ZM40 264V263H39ZM69 264H71V263H69ZM83 264H84V262H83ZM90 264H92V263H90ZM190 264V263H189ZM197 264V263H196Z\"/></svg>",
    "mask_w": 264,
    "mask_h": 264
}]
</instances>
